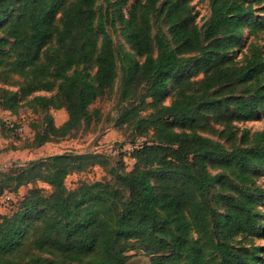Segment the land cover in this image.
<instances>
[{
  "label": "trees",
  "instance_id": "16d2710c",
  "mask_svg": "<svg viewBox=\"0 0 264 264\" xmlns=\"http://www.w3.org/2000/svg\"><path fill=\"white\" fill-rule=\"evenodd\" d=\"M209 7L202 25L189 0H133L119 14L131 50L121 98L133 99L117 123L133 137H152L135 144L132 167L110 180L67 187L65 177L96 156L73 151L4 176L12 189L40 180L50 191L33 185L19 202L12 195L0 202L14 207L0 210V264H126L129 250L149 256V264H264V247L252 243L264 237V183L257 181L264 130L250 139L234 126L264 113V45L251 39L241 52L245 35L257 38L264 29V0H209ZM105 15L96 0H0V56L19 48L12 69L25 81L20 97L0 89V106L16 112L34 91L57 87L55 96L26 101L44 111L37 144L97 119L86 66L108 84L114 78ZM159 15L166 32L156 24ZM3 28L13 39L8 50ZM61 106L67 118L56 125L47 110ZM209 121L221 128L208 131L228 148L197 130ZM10 189L0 183V193Z\"/></svg>",
  "mask_w": 264,
  "mask_h": 264
},
{
  "label": "rangeland",
  "instance_id": "374dc122",
  "mask_svg": "<svg viewBox=\"0 0 264 264\" xmlns=\"http://www.w3.org/2000/svg\"><path fill=\"white\" fill-rule=\"evenodd\" d=\"M133 0H96V9L106 14L105 26L109 32L115 54L114 78L111 83H107L103 73L96 70V67L88 64L86 70L91 75L93 85L97 92L96 99L89 105V110L97 114V119H93L89 124L81 123L74 130L66 135L52 141L37 144L33 141L36 131L44 128L45 123L38 127L37 124L43 120L44 111L39 107L28 105L26 101L35 94L45 96H55L57 87L52 90H37L31 95L22 99V105L16 112H11L0 106V183H6L10 186V194L13 196L14 202L21 200L27 188L35 185L43 188L46 192L50 191V187L38 180L26 185H20L12 189L14 182H8L4 176L16 174L22 168L28 166L30 161L43 159L52 154L67 151L73 152H89L96 154L94 162L89 164L84 170L72 172L68 174L64 183L67 187L73 188L80 181L92 182L95 180H110L117 171L128 170L132 167L134 159L130 156L132 148L135 144L141 143L143 140L151 138L152 132H147L144 136L133 137L130 128L126 123L120 125L117 123L118 114L121 107L128 101L121 98L125 80V53L130 52L128 43L122 32V25L118 21L120 13L125 14L126 9ZM192 11L195 14L196 22L202 25L210 16L209 0H189ZM162 5L159 4L161 10ZM114 19V21H113ZM157 26L163 31H167V26L163 22V15L157 17ZM1 33L6 36L7 44L5 50L13 45V39L7 35L5 28ZM245 41L241 48V52L246 48L247 43L253 39L261 46L264 45V29L259 30L258 37L253 35H245ZM19 50H9L0 56V89L5 88L12 92H16L20 97V87L25 83L24 77L19 75L12 69V64L16 59V52ZM238 58L241 53L238 52ZM138 59H141L137 57ZM201 76V75H199ZM167 98L165 102L167 103ZM147 111H142L145 114ZM47 113L52 116V121L59 125L67 118V112L64 106L58 108H49ZM210 126L220 129L216 124L209 121L207 129L197 128L204 135L219 139L228 148L229 143L224 137H217V132L208 131ZM235 129L237 135H240L245 129L250 139L253 138L255 132L264 130V113L255 116L247 121H235ZM21 128V129H19ZM213 173L216 170L210 169ZM6 178L7 180H4ZM258 183H264V172L258 178ZM13 206L2 204L0 210L3 213L10 214ZM262 218L264 219V205H260ZM264 225V222H263ZM250 241L247 242V244ZM255 245L264 247V237L253 239ZM26 245L28 243L26 242ZM128 259L126 264H149V256L141 252L129 250L127 252Z\"/></svg>",
  "mask_w": 264,
  "mask_h": 264
},
{
  "label": "built area",
  "instance_id": "2783aa9c",
  "mask_svg": "<svg viewBox=\"0 0 264 264\" xmlns=\"http://www.w3.org/2000/svg\"><path fill=\"white\" fill-rule=\"evenodd\" d=\"M21 129V128H19ZM11 195L9 192H3L0 193V202H8L9 199L11 198Z\"/></svg>",
  "mask_w": 264,
  "mask_h": 264
}]
</instances>
